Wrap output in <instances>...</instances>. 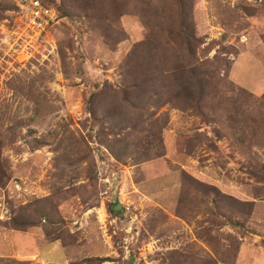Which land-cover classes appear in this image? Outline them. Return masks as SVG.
I'll return each mask as SVG.
<instances>
[{
  "label": "rangeland",
  "instance_id": "rangeland-1",
  "mask_svg": "<svg viewBox=\"0 0 264 264\" xmlns=\"http://www.w3.org/2000/svg\"><path fill=\"white\" fill-rule=\"evenodd\" d=\"M55 4L0 12V264H264V0Z\"/></svg>",
  "mask_w": 264,
  "mask_h": 264
},
{
  "label": "built area",
  "instance_id": "built-area-1",
  "mask_svg": "<svg viewBox=\"0 0 264 264\" xmlns=\"http://www.w3.org/2000/svg\"><path fill=\"white\" fill-rule=\"evenodd\" d=\"M12 3L18 14V22L24 29L26 37L42 38L47 37L50 29L60 17L58 11L53 6H47L42 0H0ZM32 38V39H33ZM4 213L0 212V219Z\"/></svg>",
  "mask_w": 264,
  "mask_h": 264
},
{
  "label": "trees",
  "instance_id": "trees-1",
  "mask_svg": "<svg viewBox=\"0 0 264 264\" xmlns=\"http://www.w3.org/2000/svg\"><path fill=\"white\" fill-rule=\"evenodd\" d=\"M56 1L57 0H42V3L44 5H47V6H53L57 11H58V14L59 16H61V14H64L63 11H62V7L60 8L59 6H56ZM60 0H58L59 2ZM11 7V8H15V6L12 4V3H9V2H2L0 3V12H4L6 10L7 7ZM181 12L182 14H184V12L182 11L181 9ZM181 18H183L181 16ZM182 25H184L183 29L181 30V37L182 39L184 40L185 44H187V50H188V53L191 51V48H192V42L194 40V36L192 35V28H191V25L189 23L186 24L185 20L183 19V22H182ZM224 68H230L229 65H226L224 66ZM1 176H0V180H1ZM111 214L113 211H109ZM235 225L237 227H241L242 226L239 224V223H235ZM88 261V260H87Z\"/></svg>",
  "mask_w": 264,
  "mask_h": 264
},
{
  "label": "crops",
  "instance_id": "crops-1",
  "mask_svg": "<svg viewBox=\"0 0 264 264\" xmlns=\"http://www.w3.org/2000/svg\"><path fill=\"white\" fill-rule=\"evenodd\" d=\"M54 250L55 251H59L60 252V254H61V256H62V258H60L58 261V263H60V264H69L68 262H69V260L67 259V257H66V255H65V253H64V251L63 250H61V249H57V248H54Z\"/></svg>",
  "mask_w": 264,
  "mask_h": 264
}]
</instances>
